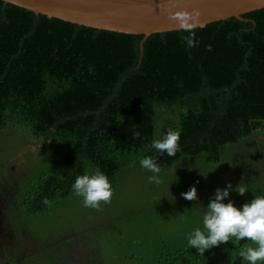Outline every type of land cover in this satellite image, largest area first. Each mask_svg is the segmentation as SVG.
Instances as JSON below:
<instances>
[{
	"label": "trees",
	"instance_id": "trees-1",
	"mask_svg": "<svg viewBox=\"0 0 264 264\" xmlns=\"http://www.w3.org/2000/svg\"><path fill=\"white\" fill-rule=\"evenodd\" d=\"M192 30L195 47L187 30L146 38L0 0V144L15 130L14 142L40 145L18 179L9 221L17 238L29 231L45 245L4 254L0 264H60L48 251L83 228L98 264H245L241 253L256 246L250 240L199 255L188 237L203 229L198 204L206 208L217 189L243 181L248 192L233 190L224 201L240 209L264 196V9ZM170 129L181 133L174 157L151 147ZM143 157L160 165L159 184L149 181L156 174L141 166ZM97 169L113 186V203L130 176L145 172L142 203L120 205L79 231L36 228L83 199L75 179ZM193 186L195 202L181 195Z\"/></svg>",
	"mask_w": 264,
	"mask_h": 264
},
{
	"label": "clouds",
	"instance_id": "clouds-1",
	"mask_svg": "<svg viewBox=\"0 0 264 264\" xmlns=\"http://www.w3.org/2000/svg\"><path fill=\"white\" fill-rule=\"evenodd\" d=\"M187 14H176L179 26L183 30L190 32L185 40L190 47L196 46L195 32L193 25L186 19ZM181 133L177 130H169L163 139L154 140L151 147L157 152L167 153L169 157H174L180 151ZM140 164L144 169L156 174L149 178L150 182L159 184V174L161 167L152 157H143ZM73 190L77 196L83 198V205L86 208L99 210L102 203H110L113 197V186L106 174L97 169L93 174L77 176L73 184ZM244 196L248 189L241 181L235 189L231 183L225 189H217L215 197L211 199L204 210L203 229L196 228L188 237V243L192 248H196L199 255L221 243L250 240L256 246L248 247L241 253L245 264H258L264 262V196H255L250 203H245L242 209L235 206L234 202L225 203V198L230 196L232 191ZM188 201H197L198 191L195 186L187 192L181 194ZM43 204L50 206L51 201L45 198Z\"/></svg>",
	"mask_w": 264,
	"mask_h": 264
},
{
	"label": "water",
	"instance_id": "water-1",
	"mask_svg": "<svg viewBox=\"0 0 264 264\" xmlns=\"http://www.w3.org/2000/svg\"><path fill=\"white\" fill-rule=\"evenodd\" d=\"M37 14L83 26L146 38L183 30L176 14L187 22L205 27L214 22L264 9V0H3Z\"/></svg>",
	"mask_w": 264,
	"mask_h": 264
},
{
	"label": "rangeland",
	"instance_id": "rangeland-1",
	"mask_svg": "<svg viewBox=\"0 0 264 264\" xmlns=\"http://www.w3.org/2000/svg\"><path fill=\"white\" fill-rule=\"evenodd\" d=\"M12 131L13 132L8 136L2 138L0 144V162L3 163L2 165L0 164V228L2 229L0 231V256L11 254L15 251L19 252L18 249H21L22 252H32L33 250L43 249V247H45L44 244L40 245L39 242L31 236L29 231H23L19 238H17L10 231L11 227L6 221L5 211H9L11 208L13 196L15 195L14 191H17L16 184L18 179L26 174L25 171L27 167H29L30 159L33 156H37L40 150V145L30 139H21L18 137L17 142H14L17 132L15 130ZM7 141L13 143L7 144ZM255 142L257 141L255 140ZM2 147H5V149ZM12 163L16 164L17 168L11 171L9 168ZM146 182H148V178L145 172L141 175L130 176L127 182H124V191L122 194L120 193L121 195H119V197H116L115 203H102L99 210L92 208L86 209L83 205V199H81L77 204L74 206L71 205L69 209L59 214L56 213L43 218V221L39 224L44 226V228L41 226H36V228L46 230L47 233H49V231H60L62 228L66 227L78 228L76 231H79V227L92 223L101 217H103L102 219L110 218L114 215L115 211L120 210V205L122 210H134L136 209V205L142 203V194L147 195V192L140 188ZM13 187L14 189L12 190ZM129 199L130 204L127 205ZM12 219L14 220L13 217ZM11 226L13 227V225ZM84 229L85 228L75 233V236L80 235L79 237H74V235L71 234L63 235L62 237H66L68 241L64 242L62 245L53 247L48 253L59 257L60 264H83L88 257L91 261H95L98 257L92 253L91 257L89 256L88 244H86L85 238L82 237V231ZM57 241L58 239L51 240L54 244L57 243Z\"/></svg>",
	"mask_w": 264,
	"mask_h": 264
},
{
	"label": "flooded vegetation",
	"instance_id": "flooded-vegetation-1",
	"mask_svg": "<svg viewBox=\"0 0 264 264\" xmlns=\"http://www.w3.org/2000/svg\"><path fill=\"white\" fill-rule=\"evenodd\" d=\"M17 185V184H16ZM14 189V187L12 188V190ZM15 193L17 192V191H14ZM14 198V197H13ZM1 213V212H0ZM5 215H6V221H7V223H8V225L11 227V232L13 233V235H15L16 234V230L11 226V224H10V221H9V211L8 210H6L5 211ZM2 229L0 228V231H1ZM83 238H85V236H83ZM3 254H4V252H3ZM92 254H94V252L92 251ZM95 255V254H94ZM90 257H91V255H90ZM95 260V259H94ZM98 261V259H96L95 261H91L90 259H89V257L86 259V261L83 263V264H98V263H96Z\"/></svg>",
	"mask_w": 264,
	"mask_h": 264
}]
</instances>
